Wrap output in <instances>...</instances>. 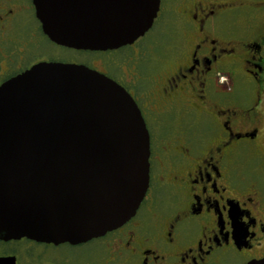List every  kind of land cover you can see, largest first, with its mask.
<instances>
[{
	"label": "flooded vegetation",
	"instance_id": "af4514ba",
	"mask_svg": "<svg viewBox=\"0 0 264 264\" xmlns=\"http://www.w3.org/2000/svg\"><path fill=\"white\" fill-rule=\"evenodd\" d=\"M167 17L177 44L147 71L127 53L161 20L169 29ZM147 34L119 50L78 51L45 34L34 0H0V86L40 63L87 66L133 97L151 138L150 187L133 219L77 245L0 240L7 264L264 260V0H161ZM121 52V64L103 58Z\"/></svg>",
	"mask_w": 264,
	"mask_h": 264
},
{
	"label": "water",
	"instance_id": "95a60500",
	"mask_svg": "<svg viewBox=\"0 0 264 264\" xmlns=\"http://www.w3.org/2000/svg\"><path fill=\"white\" fill-rule=\"evenodd\" d=\"M34 4L53 42L106 52L143 38L161 0ZM150 157L145 119L122 86L84 65L32 67L0 86V240L77 245L121 228L149 190Z\"/></svg>",
	"mask_w": 264,
	"mask_h": 264
},
{
	"label": "rangeland",
	"instance_id": "374dc122",
	"mask_svg": "<svg viewBox=\"0 0 264 264\" xmlns=\"http://www.w3.org/2000/svg\"><path fill=\"white\" fill-rule=\"evenodd\" d=\"M251 5L252 4H250V8H251ZM167 20H169V17H167ZM161 21L157 24V26L153 29V31L151 33H149V35L147 34L144 37V39H142V41H140V43L136 45L134 50L132 49L127 53L129 55L134 54V51L135 52L137 51L138 53H140L141 54L140 63H141V65L147 66V67H144V69L147 71L151 70V65L152 66L154 65V63L156 62L155 60L158 59L157 57H159L161 54H164L163 52H165L166 48L169 50V47L172 45H176L177 41H178L177 36H176V32L173 29L175 26L172 25V21L169 20L170 27H169V29H165L164 31H162L163 23ZM240 21H242V20L240 19ZM45 48L49 49V48H53V47H51L48 43H44V47L42 48L43 53L47 52V51H45ZM59 54L63 58H65L67 56H69V57L72 56L73 53L69 50H60ZM76 55L80 59L81 58L82 59H92V58L98 57L99 54L95 55V54H91V53H81L80 52V53H77ZM76 55H74V56H76ZM125 56H126V53L121 52V53L114 54L113 56L112 55L111 56L104 55L103 58L105 59V61H111L114 59L113 61H116L118 64H121L122 59ZM96 66L102 68L100 63H97V62H96ZM145 77H147L148 80L151 78V76L148 77L147 75ZM147 87H148V85H147ZM141 102H143V101H141Z\"/></svg>",
	"mask_w": 264,
	"mask_h": 264
}]
</instances>
